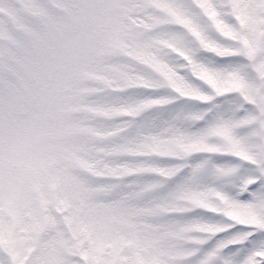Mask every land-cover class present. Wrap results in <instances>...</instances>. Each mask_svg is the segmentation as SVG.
Instances as JSON below:
<instances>
[{
    "label": "snow or ice",
    "instance_id": "6c2138e0",
    "mask_svg": "<svg viewBox=\"0 0 264 264\" xmlns=\"http://www.w3.org/2000/svg\"><path fill=\"white\" fill-rule=\"evenodd\" d=\"M0 264H264V0H0Z\"/></svg>",
    "mask_w": 264,
    "mask_h": 264
}]
</instances>
